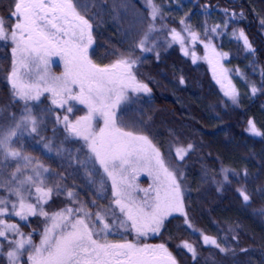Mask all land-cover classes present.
<instances>
[{
    "label": "snow or ice",
    "instance_id": "obj_1",
    "mask_svg": "<svg viewBox=\"0 0 264 264\" xmlns=\"http://www.w3.org/2000/svg\"><path fill=\"white\" fill-rule=\"evenodd\" d=\"M141 6L148 11L147 28L138 42L130 46L127 54L110 50L106 54L117 58L103 66L96 64L89 57V48L95 43L93 23L97 13L87 15L95 0H13V11L9 17H0V41L5 46L11 43L12 70L6 80L9 84L10 102L0 106V175L10 166L15 165L6 183L0 182V189L5 195L0 196V258L6 264H178L177 259L165 244L139 243L142 236L149 233H160L165 221L173 214L184 218V226L190 233L200 236L201 245L209 246L227 255L235 251L224 247L215 236L205 234L196 228L189 219L185 203V195L190 190L182 187L183 172L179 165L184 161L193 145H171L168 159L153 143L152 139L142 131H129L128 128L146 126L142 119L134 117L138 110L135 106L141 94L149 95L152 89L148 83L138 79L137 73L143 64V53L154 52L157 18L163 20V9L156 0H139ZM118 9L127 14V6L122 2ZM226 19L222 24L209 26L204 22V35L208 42L200 40V34L182 19L181 31L170 29L172 42H178L184 55H189L185 45V36L193 43L199 41L204 45L206 55L203 57L213 64V75L220 83L224 96L238 106L240 93L226 75V70L216 67L219 59L227 53L217 52L212 43L213 36L227 34L237 17L243 12L222 10ZM84 13V14H82ZM211 10L204 6L202 14L210 15ZM15 18L16 23L6 27V19ZM145 22L143 13L133 9V19L129 24L127 38L132 39L137 25ZM264 26V21H261ZM231 36L242 42L244 51L255 55V48L243 29H233ZM170 46V44H169ZM139 49L141 55H134ZM60 56L64 61V72L59 76L48 73L50 57ZM157 59L159 53H156ZM193 62L197 59L192 54ZM21 69L35 79L25 81ZM242 75V74H241ZM261 87L264 88V69L261 70ZM227 81V83H225ZM183 84V77L180 79ZM260 89L251 86L254 96ZM49 93L52 106L41 108V96ZM17 104L22 111L17 118L15 113L5 117L3 114ZM76 105L86 107V114L70 119ZM63 109V116L56 112ZM118 113L120 114L118 116ZM54 119L56 125H62L65 133L59 146L53 147L52 141L38 143L43 140L41 133L47 129V121ZM102 120V127L96 128V122ZM10 121V123H9ZM245 131L253 137H264V132L257 128L253 120L248 121ZM55 133V128L53 129ZM25 138H31L33 147L50 156H62L68 153L71 162L74 157L69 149L62 145L65 141H82L86 148L83 160L76 158V163L84 168L87 185L95 193L97 199L83 202L78 199L79 193L73 183L72 189L62 181L77 176L79 168L64 176L46 167L35 157L25 154L21 149ZM19 144L21 147H13ZM77 153L80 149L76 150ZM173 158H175L173 160ZM71 166V165H69ZM147 172L153 177V185L142 189L145 199H137L135 178L140 172ZM220 179L213 177L217 191L222 192L224 186H230L233 179L240 176L235 170L221 168ZM247 179V170L242 173ZM111 200L105 205L99 201ZM264 194V189H258ZM244 207L251 205L252 197L241 187L236 189ZM149 193H152L149 196ZM66 196L65 207L49 212L46 206L53 197ZM91 205V208L89 207ZM92 209H95L93 211ZM264 215V209L254 212ZM6 217L18 218L29 226L30 217H40L44 227L42 231L33 229L30 233L21 230L20 223H9ZM234 232V228L229 229ZM40 235L39 244L34 243L32 233ZM135 233L136 242L123 240L112 242L110 235H127ZM228 243V238H223ZM237 238L232 236V240ZM5 244L8 246L5 250ZM185 250L197 260V245L183 241L176 246ZM247 251V249H241Z\"/></svg>",
    "mask_w": 264,
    "mask_h": 264
},
{
    "label": "trees",
    "instance_id": "obj_2",
    "mask_svg": "<svg viewBox=\"0 0 264 264\" xmlns=\"http://www.w3.org/2000/svg\"><path fill=\"white\" fill-rule=\"evenodd\" d=\"M131 2L133 5L127 9L132 12L133 9L139 11L137 6L142 7L137 0ZM156 3L162 7L168 26L172 25L181 31L183 25L180 21L183 19L192 30L199 32L200 40L205 43L208 42L204 35L205 21L209 26L222 24L227 18L222 11L224 9L237 14L243 12V17H237L238 23L233 22L227 34L213 36L212 43L220 52L227 53V68L242 74L260 90L254 96H244L242 93L238 106H234L214 82L208 63L201 56L202 44L199 41L192 42L191 47L187 48V56L181 50V45L173 43L169 46L163 42H155L157 47L154 52L143 53L144 62L137 77L148 83L152 92L150 96L141 94L138 113L146 126L137 131L148 135L166 160L170 145L173 148L181 145L186 147L189 143L193 145L192 151L179 165L184 176L182 187L190 190L185 195L189 219L205 234L217 237L224 247L232 248L235 256L202 246L200 236L185 228L184 218L180 214H173L165 221L160 233H149L141 237L139 243L165 244L178 264H264V215L253 214L264 209V194L257 191L264 189V137H253L245 131L248 121L253 120L257 128L264 132V123L258 116L260 112L264 118V88L261 87V70L264 69V26L261 24L264 21V0H156ZM205 5L211 10L210 15L202 14ZM176 7L181 11V17L171 14L172 10L175 13ZM12 11L13 0H0V17L7 18ZM92 13L97 15L91 20L95 43L89 48V57L96 64L103 66L113 62L117 56L106 54L113 49L127 54L130 46L142 37L136 30L132 39L127 38L129 18L124 11L116 9L113 0H95L87 14L90 19ZM15 23V18L6 19V27ZM140 25L144 23L138 24L137 28ZM233 29L245 31L256 50L254 56L246 53L242 42H237L231 36ZM11 47V43L5 46V42L0 41V67L8 69L9 73L13 59ZM193 53L197 57L195 62ZM134 55H141L140 50L137 49ZM20 71L25 81L35 79V75L30 77L24 70ZM48 73L55 76L50 71ZM181 77L183 84L180 83ZM41 101L50 103V94L44 93ZM9 102V84L7 80L0 79V106L8 105ZM57 112L66 114L63 109H57ZM102 126L101 120H98V128ZM225 167L235 170L240 178L233 179L230 175L231 185H225L224 190L218 192L213 177L219 180L218 174ZM244 170H247V179L242 178ZM153 183L152 176L140 172L135 178L137 199H145L144 192L140 190L150 188ZM241 187L252 197L251 205L247 208L236 192ZM49 205L55 211L65 207L56 198ZM6 218L20 223L21 230L26 234L33 229L42 231L44 227L43 218L40 217H30L29 226H25L18 218ZM230 228L235 231L230 232ZM232 236L237 239L233 241ZM224 237L228 238V243H225ZM32 239L39 244V233L33 232ZM133 240L136 242V239ZM183 241L197 245L200 253L197 260H193L185 250L177 249L176 246Z\"/></svg>",
    "mask_w": 264,
    "mask_h": 264
},
{
    "label": "rangeland",
    "instance_id": "obj_3",
    "mask_svg": "<svg viewBox=\"0 0 264 264\" xmlns=\"http://www.w3.org/2000/svg\"><path fill=\"white\" fill-rule=\"evenodd\" d=\"M113 1H114V6L116 7V9L122 3L120 0H113ZM137 1H139V0H137ZM123 3L127 6V8H129V6H131V5H133L131 0H126ZM137 7L139 8V12L143 13V15L145 17V22H144V25H140L138 28H136V30L143 35L144 30L147 28V17H148V11L149 10H147L143 7H139V6H137ZM170 10H172V9H170ZM119 11H121V10H119ZM172 11H171V14H173V15L175 14V15L181 17L180 16L181 11L179 10V8H177V7L175 8V10H174L175 13H173ZM125 16L129 18V22L127 23V27L129 28V24L132 22V19H133V12L131 10H128L127 14H125ZM156 27L159 31H158V33L155 34L154 43L155 42H159V43L163 42L165 45H169V44H173V43L179 44L178 42H172V38H171V34H170L169 30L174 28V27H172V25L168 26L166 24L164 18H163V20H160L159 17L157 18ZM175 29L177 31H179L177 28H175ZM181 34L185 36L184 47L190 48L192 45V41L187 38L186 34H184L182 32H181ZM216 50H217V52H220L217 48H216ZM197 52H198V50H197ZM202 52L203 53H201V56L204 57L206 55V50H205L203 44H202ZM198 53H200V51ZM220 53H222V52H220ZM225 58H226V56L219 59V64L216 67L217 74H219L220 69L223 68L224 70H226V75H227L228 79H230L232 84L235 85V87L238 89L240 96L242 93L244 96L251 94L250 89H251V86L253 85L251 80L246 79L241 74H239L237 71L234 72L233 70L227 68V66L225 65ZM205 61L208 63L210 73L214 79V82L217 84L220 91L224 95V92H223V89H222L220 83L217 82L216 77L213 75V64L209 63V61L206 59H205ZM48 71H50V73L54 74L55 76L61 75L64 72L63 58L60 56L56 57L55 55L50 57V61H49V65H48ZM9 75H10V73L8 72V69H4V68L0 67V79L6 81V77H8ZM33 75H34V73H33ZM225 83H227V81H225ZM239 100H240V97H239ZM48 106H52V105L49 102H42L41 103V108L48 107ZM52 107H55V106H52ZM135 107L138 109V103L136 104ZM262 108L264 111V106ZM21 111H22V105L19 104V105L15 106L12 110H9V112L7 114L4 113L3 115L5 117H7L10 114L15 113L17 118H18ZM56 112H57V109H56ZM138 112L139 111L137 110L134 113V117L137 119H140ZM259 113H258L259 120L261 119V121L264 123V118ZM58 114L63 116L60 113H58ZM85 114H86L85 107L83 105H76V108L74 109V112L71 114L70 119L74 120V119L78 118L79 116H82ZM119 115L120 114L118 113V116ZM101 122H102V120H101ZM9 123H10V121H9ZM95 126L98 129V121L96 122ZM54 128H55V133L53 132ZM126 130L137 131L138 128H128ZM64 135H65V133L63 132L62 125H56L54 119H49L47 121V129L41 133L43 140L41 141L40 138L38 137L37 142L43 143V142H46L48 140H51L53 147H57V146H59V142L64 139ZM13 147L20 148L21 146L19 144H14ZM62 147L64 149L71 150L72 156L74 157V159H72L71 162H69V160H68V153L67 152H65L62 156H54L53 157V156H50L48 154H45L44 151H41L38 148L33 147V141L31 140V138H25V140L23 142V148L21 150L25 154H28V155L35 157L36 160L43 163L46 167L54 169L55 171L61 173L64 176H69V173H71V172L75 171L77 168H79V173L77 176L69 177L67 180L62 181V183L67 184V186L70 189H72L73 183H75V185H77V187L74 189V191L79 193L78 199L80 201L88 202L92 199H97L95 193L92 191V189L86 183V177L84 174L83 166L76 163V158L83 160L84 154L87 152L86 148H82V141H80V142H78L76 140L65 141L64 144L62 145ZM77 149H80L79 153H77V151H76ZM69 165H71V166H69ZM14 167H15V165H10L4 171L3 175H0V182H4V183L7 182V180L9 179V174L12 171H14ZM3 195H5V192L3 189H0V196H3ZM53 198L58 199L60 202H62L65 205L68 203V200H67L66 196H64V195H61L60 197L54 196ZM109 200H111V194L110 193H108V200L99 201V203L106 205L109 202ZM89 207L91 208L90 204H89ZM46 210H48L49 212H54L56 209L52 205H50V206H46ZM92 210L95 211V209H92ZM7 220L9 223H15L9 219H7ZM107 239L109 241H112V242H122L125 239L135 242L133 239H136V237H135V233L133 232V233L127 234V235H110ZM7 248H8V246L5 244V250H7ZM0 264H6V261L1 259ZM21 264H23V260L21 261Z\"/></svg>",
    "mask_w": 264,
    "mask_h": 264
}]
</instances>
